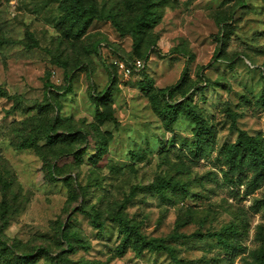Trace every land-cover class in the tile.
I'll use <instances>...</instances> for the list:
<instances>
[{"label": "rangeland", "instance_id": "rangeland-1", "mask_svg": "<svg viewBox=\"0 0 264 264\" xmlns=\"http://www.w3.org/2000/svg\"><path fill=\"white\" fill-rule=\"evenodd\" d=\"M83 1L97 15L76 37L58 0H0V264H175L119 254L121 220L188 264L255 263L264 180L246 193L225 156L239 131L264 138V0H150L135 34L146 0ZM184 67L171 96L209 127L201 150L189 118L167 127L162 91Z\"/></svg>", "mask_w": 264, "mask_h": 264}, {"label": "trees", "instance_id": "trees-1", "mask_svg": "<svg viewBox=\"0 0 264 264\" xmlns=\"http://www.w3.org/2000/svg\"><path fill=\"white\" fill-rule=\"evenodd\" d=\"M59 1V9L60 15L58 18V24L61 26L66 25V28L69 31L74 32V36L78 37L83 34L91 23L92 19L96 17V10H92L88 7V5L84 4L83 0H58ZM147 1V6L143 8L142 12L137 16L136 23L134 24L132 29L126 30V32L135 34V32L142 30V27H149L152 21V15L150 14V0ZM109 19L111 23L115 26L119 27V22L116 19L114 14H110ZM140 30V31H141ZM99 43L96 44V52H99ZM217 51H215L212 60L215 59ZM141 59V58H138ZM127 64H130L132 60L126 59ZM134 61V59H133ZM210 65V64H209ZM115 69V66L113 65ZM187 68L184 67L182 70V75L178 83L174 86L167 88L162 91V95L164 97L165 104V114L167 118V127L176 120V117L181 114L190 119L192 123H194L193 127V136L194 143L199 150H201L204 146V139L206 135L209 134L210 129L205 123L204 119L198 114L196 108L191 104L188 100V97H183L179 101H175L172 99L171 92L175 90L178 86L181 79L186 76ZM46 87H52V84L45 82ZM69 85V84H68ZM67 85V86H68ZM6 93L0 88V97L4 96ZM261 98L264 100V84L262 88ZM46 137L52 139L56 136L53 130L48 127L44 132ZM68 136H73V134H68ZM29 147L32 144H27ZM225 163L230 170L232 177L230 182L233 185H244V189H246V193L252 192L255 190L264 180V138L263 137H254L249 136L243 131H239L236 136V140L233 144H231L226 150ZM73 155L76 152L71 153ZM52 174V172H51ZM164 183V181H162ZM165 185L168 183H164ZM256 206L260 207L264 204L263 200H257ZM119 229L121 233V242L118 246V253L122 254L128 247L135 251L136 254H140L144 249L147 250H159L165 251L168 253L171 258H173L175 264H188L184 259L178 258L176 256L175 249L165 243L163 239L160 238H148L141 232H139L137 226L130 224L128 222L120 221ZM226 233H235L236 231L228 226L225 228ZM208 237H218L219 241L222 245H227L228 242L223 237V235L214 232L213 234H208ZM172 237H186L184 234H179L174 232ZM262 239V238H261ZM31 254H24L20 260L15 262L16 264H27L28 260H30ZM255 260L256 262L253 264H264V243L258 246L255 252ZM60 264V263H54Z\"/></svg>", "mask_w": 264, "mask_h": 264}, {"label": "built area", "instance_id": "built-area-1", "mask_svg": "<svg viewBox=\"0 0 264 264\" xmlns=\"http://www.w3.org/2000/svg\"><path fill=\"white\" fill-rule=\"evenodd\" d=\"M113 65L119 72H121L124 76H129L133 69L139 68L142 66V63L139 59H135L130 64H127L126 61L123 60H114Z\"/></svg>", "mask_w": 264, "mask_h": 264}]
</instances>
